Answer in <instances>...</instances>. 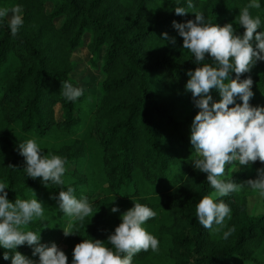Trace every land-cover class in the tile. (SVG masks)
Listing matches in <instances>:
<instances>
[{
    "label": "trees",
    "instance_id": "16d2710c",
    "mask_svg": "<svg viewBox=\"0 0 264 264\" xmlns=\"http://www.w3.org/2000/svg\"><path fill=\"white\" fill-rule=\"evenodd\" d=\"M257 2L260 8L249 11L261 20L259 32L264 31V0ZM187 3L0 0V9L21 6L23 19L12 36L10 21L0 18V182L6 183L12 203L17 198L43 203V217L24 230L41 232L40 243L49 247L55 243L68 264H72L75 245L83 239L101 240L111 248L107 237L134 202L156 212L142 227L158 239L159 249L140 251L132 264H264V197L246 184L257 178V169L264 168V163L226 165L221 179L243 187L219 198L231 208V219H225L220 231L215 224L204 228L196 216L197 204L215 189L207 174L193 166L201 158L190 142L199 109L185 86L188 71L216 64L206 54L198 65L194 54L183 49L173 21L194 20V10L178 16L174 9L187 8ZM192 3L203 12L206 23L221 27L231 23L237 34H243L238 15L251 0ZM165 32L175 37L174 45L161 39ZM86 37L93 67L104 77L99 97L84 95L68 101L62 95V82L74 86V55ZM249 76L254 93L249 103L264 107V60L257 61L241 80ZM230 78H235L234 72ZM210 95L215 102L221 99L216 89ZM236 103L242 100L236 97ZM29 139L36 140L44 156L67 159L63 185L49 181L45 186L41 178L27 176L19 144ZM68 187L77 199L86 197L92 206V215L82 223L66 216L51 198ZM254 195L262 198L261 213L249 211V198ZM113 207L119 211L113 213ZM63 228L76 234L65 237ZM229 229L234 231L225 239L223 232ZM33 247L25 243L15 251L38 264ZM6 251L8 260L3 259ZM13 254L0 246V264H11Z\"/></svg>",
    "mask_w": 264,
    "mask_h": 264
},
{
    "label": "clouds",
    "instance_id": "9594fccd",
    "mask_svg": "<svg viewBox=\"0 0 264 264\" xmlns=\"http://www.w3.org/2000/svg\"><path fill=\"white\" fill-rule=\"evenodd\" d=\"M259 8L257 0H251L239 11L238 23L244 28L242 35L237 34L231 23L223 27L206 23L203 12L195 10L192 0H188L187 8L177 6L174 9L178 16L189 13L188 9L194 10V20L186 23L173 21V27L183 38V49L194 54L198 65L205 60L206 54L216 64V67L203 64L194 71H188L190 78L185 86L199 109L192 121L190 142L201 158L195 160L193 166L207 174L208 183L215 189L196 206L199 223L206 229H212L215 224L219 226L215 230L220 231L225 226V219H231V208L219 198L238 192L243 187L234 180L226 182L221 179L226 165L237 161L241 166H248L257 160L264 163V107H253L249 103L254 95L251 77L241 80V76L249 73L257 61L264 60V31H257L261 20L258 16L253 18L249 11ZM21 11L19 5L0 9V18L12 13L9 23L12 36H16L23 25ZM161 39L175 44V37H170L167 32L162 34ZM233 72L234 79L230 78ZM61 88L68 101L74 102L83 95L82 88L74 87L67 81L62 82ZM212 89L219 92L221 99L218 102L213 101L210 95ZM236 97L242 100V104L236 103ZM19 149L26 161L28 177L41 178L45 186L49 181L64 184L61 177L66 171V158L44 156L35 139L19 144ZM246 184L264 197V168L257 169V178L247 180ZM6 188V183L0 182V246L14 253L11 264H37V261L15 251L25 243L34 246L32 254L39 256L38 264H68L66 254L55 243L50 247L40 243L41 232L24 230V226L34 219L43 217V203L36 198H17L12 203L7 199ZM73 193L74 189L68 187L67 191H59L58 197L51 198L57 200L66 216L82 223L92 215L93 209L86 197L77 199ZM111 211L118 212L119 208L113 207ZM156 215L148 206L134 202V207L121 215V223L114 233L107 237L112 247H107L101 240L83 239L74 247L72 264H132L133 256L140 251H158V239L142 227ZM232 231L234 229L223 232V237L227 239ZM63 234L68 237L76 233L70 228H63ZM3 259H9V252L3 254Z\"/></svg>",
    "mask_w": 264,
    "mask_h": 264
},
{
    "label": "rangeland",
    "instance_id": "374dc122",
    "mask_svg": "<svg viewBox=\"0 0 264 264\" xmlns=\"http://www.w3.org/2000/svg\"><path fill=\"white\" fill-rule=\"evenodd\" d=\"M48 12L52 11V6H48ZM12 13L9 12L6 18L10 21ZM22 16V11L20 13ZM57 25H62V20L57 21ZM89 38L86 37L84 44L79 50L76 51L74 55L75 68L72 74V79L75 84L74 87L82 88L83 95H94L99 97L100 85L104 79L99 69L93 67V62L91 61L93 57L88 50ZM61 114V109L57 110V117L59 118ZM262 198L260 196L254 195L249 198V211L251 213H261Z\"/></svg>",
    "mask_w": 264,
    "mask_h": 264
}]
</instances>
